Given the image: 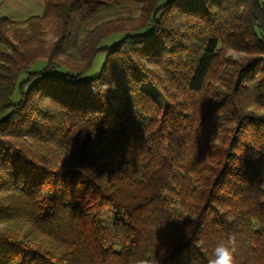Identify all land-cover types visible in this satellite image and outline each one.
Segmentation results:
<instances>
[{
    "label": "trees",
    "instance_id": "1",
    "mask_svg": "<svg viewBox=\"0 0 264 264\" xmlns=\"http://www.w3.org/2000/svg\"><path fill=\"white\" fill-rule=\"evenodd\" d=\"M43 3L0 18V264H264V0Z\"/></svg>",
    "mask_w": 264,
    "mask_h": 264
},
{
    "label": "rangeland",
    "instance_id": "2",
    "mask_svg": "<svg viewBox=\"0 0 264 264\" xmlns=\"http://www.w3.org/2000/svg\"><path fill=\"white\" fill-rule=\"evenodd\" d=\"M2 8L4 13L8 16L15 15L16 18H25L30 15L42 14L44 5L42 0H9V3ZM120 39L121 35H118L113 39L104 42L103 46H109L110 44L118 42ZM234 54L236 56H239V54ZM105 58V53H99L94 61L92 68L83 75V79H88L99 74L101 67L105 62ZM42 63L44 62H40L36 66H41ZM144 87L163 104L162 106L165 105L164 96L155 88V86L150 83H147ZM114 217L115 214L110 210H103L100 215V221L104 225L111 226Z\"/></svg>",
    "mask_w": 264,
    "mask_h": 264
},
{
    "label": "clouds",
    "instance_id": "3",
    "mask_svg": "<svg viewBox=\"0 0 264 264\" xmlns=\"http://www.w3.org/2000/svg\"><path fill=\"white\" fill-rule=\"evenodd\" d=\"M235 251V239L229 237L228 241L216 245L214 259L210 261V264H235Z\"/></svg>",
    "mask_w": 264,
    "mask_h": 264
},
{
    "label": "crops",
    "instance_id": "4",
    "mask_svg": "<svg viewBox=\"0 0 264 264\" xmlns=\"http://www.w3.org/2000/svg\"><path fill=\"white\" fill-rule=\"evenodd\" d=\"M42 1H43V0H42ZM8 3H9V0H0V18H1V17H8V18L11 19V20L22 21V20H25L26 18L32 16V15H30V16H27V17H25V18H16L15 15L8 16L7 14L4 13L3 8H2V7H5V5L8 4ZM43 5H44V3H43ZM43 13H44V9H43ZM43 13H42V14H43ZM42 14H38V15H42Z\"/></svg>",
    "mask_w": 264,
    "mask_h": 264
}]
</instances>
